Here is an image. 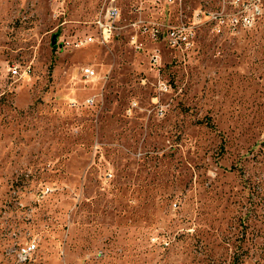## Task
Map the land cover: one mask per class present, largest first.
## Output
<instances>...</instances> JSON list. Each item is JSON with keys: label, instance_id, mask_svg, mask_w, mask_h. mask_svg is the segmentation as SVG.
<instances>
[{"label": "rangeland", "instance_id": "374dc122", "mask_svg": "<svg viewBox=\"0 0 264 264\" xmlns=\"http://www.w3.org/2000/svg\"><path fill=\"white\" fill-rule=\"evenodd\" d=\"M231 1L0 0V264H264V0Z\"/></svg>", "mask_w": 264, "mask_h": 264}, {"label": "built area", "instance_id": "2783aa9c", "mask_svg": "<svg viewBox=\"0 0 264 264\" xmlns=\"http://www.w3.org/2000/svg\"><path fill=\"white\" fill-rule=\"evenodd\" d=\"M262 0H232L231 5L236 11L233 13H228L227 11L217 12L213 19L217 21L219 25H228L229 30L233 31L240 27H249L251 26L257 18L261 16V6ZM120 16L119 9L117 7H111L108 9L106 15L103 18L97 20V26L101 35V40L103 42L113 36L117 28V22ZM222 29V28H219ZM172 34L178 36L179 32L173 30ZM87 42H93L94 37L90 36L87 38ZM83 43V42H82ZM80 43L79 45H81ZM83 74L85 77L90 78L96 74V70L90 66L83 68ZM166 88V85H164ZM163 87V88H164ZM27 249H31L28 247ZM26 249V250H27Z\"/></svg>", "mask_w": 264, "mask_h": 264}]
</instances>
